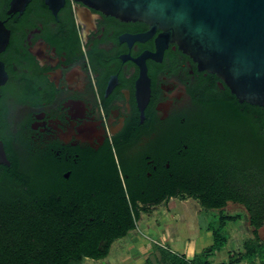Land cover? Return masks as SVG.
Wrapping results in <instances>:
<instances>
[{"label": "flooded vegetation", "instance_id": "af4514ba", "mask_svg": "<svg viewBox=\"0 0 264 264\" xmlns=\"http://www.w3.org/2000/svg\"><path fill=\"white\" fill-rule=\"evenodd\" d=\"M0 22L9 34L0 53L8 159L51 156L70 185L92 157L111 150L122 178L146 198L163 197L161 205L176 198L167 196L172 168L192 155L194 139L202 142L199 153L232 160L236 142L245 141L240 135L250 133L244 126L235 141L212 124L236 96L177 43L160 44L161 31L146 23L75 0H0ZM237 102L248 113L260 107ZM261 134L264 128L252 145L259 162Z\"/></svg>", "mask_w": 264, "mask_h": 264}, {"label": "trees", "instance_id": "16d2710c", "mask_svg": "<svg viewBox=\"0 0 264 264\" xmlns=\"http://www.w3.org/2000/svg\"><path fill=\"white\" fill-rule=\"evenodd\" d=\"M222 113L228 116L218 114L212 124H221L227 137L236 141L244 126L250 132L243 136L245 141L240 139V145L236 142L235 157L231 160L226 153L218 157L199 153L202 142L194 139L192 155L172 168L175 175L167 196L190 197L210 210L223 211L230 203L244 207L254 235L245 244L246 256L264 257V150L259 162L252 146L264 128V108L244 112L235 99ZM9 160L11 166H0V264H87L105 260L116 241L137 229L141 212L163 201V197L153 200L144 197L141 189L134 190L130 180L122 178L111 150L99 158L92 157L85 172H76L75 184L70 185L63 182L62 170L55 168L51 156L33 155L24 161L10 156ZM240 221L239 214L224 215L218 227L209 225L213 245L191 260L159 245L153 255L158 264H214L215 254L230 240L225 233L227 224ZM147 263L152 264L149 258Z\"/></svg>", "mask_w": 264, "mask_h": 264}, {"label": "water", "instance_id": "95a60500", "mask_svg": "<svg viewBox=\"0 0 264 264\" xmlns=\"http://www.w3.org/2000/svg\"><path fill=\"white\" fill-rule=\"evenodd\" d=\"M75 1L160 30V44L177 43L201 70L222 79L239 103L264 107V0ZM8 41L0 22V53ZM144 93L142 100L147 102L149 90ZM1 165L11 166V162L0 139ZM150 260L158 264L154 255Z\"/></svg>", "mask_w": 264, "mask_h": 264}, {"label": "rangeland", "instance_id": "374dc122", "mask_svg": "<svg viewBox=\"0 0 264 264\" xmlns=\"http://www.w3.org/2000/svg\"><path fill=\"white\" fill-rule=\"evenodd\" d=\"M238 214L242 221L227 224L225 233L230 237L229 244L225 250L215 254L214 264H234V260H240V263L235 264H264V257L249 259L246 256L245 244L253 240L254 235L244 207L230 203L223 211L204 209L199 201L190 197L174 198L149 210H143L137 229L116 241L107 259L87 261V264H148V258L156 252L155 246L158 245L174 254L188 257L192 246L206 244L207 237L213 236L208 231L209 225H213L215 229L219 226L221 216L233 217ZM261 238L264 241V227ZM252 242L250 245L255 246ZM223 259L225 263L222 262Z\"/></svg>", "mask_w": 264, "mask_h": 264}, {"label": "crops", "instance_id": "0c3cea01", "mask_svg": "<svg viewBox=\"0 0 264 264\" xmlns=\"http://www.w3.org/2000/svg\"><path fill=\"white\" fill-rule=\"evenodd\" d=\"M209 233H211V235H213L211 231H210ZM206 237H207V236H206ZM213 243H214L213 236L207 237V242H206V244L204 243V244L201 245V246L198 245L199 247H198V246H192V247H191V250H190V256H188L187 258L190 259V260L193 259L195 255H199V254H200L199 252H200L201 250H203V249H205V248H207V249L210 248V247L213 245ZM228 244H229V243H228ZM227 246H228V245H227ZM227 246H226V247H227ZM226 247H225V248H226ZM225 248H223V249L221 250V252H222L223 250H225ZM205 250H206V249H205ZM217 253L219 254V252H217ZM232 255H234V254L232 253ZM225 261H226V260H225ZM222 262L225 263V262H224V259H223Z\"/></svg>", "mask_w": 264, "mask_h": 264}]
</instances>
